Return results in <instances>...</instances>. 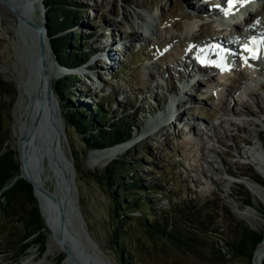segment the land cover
<instances>
[{
    "label": "rangeland",
    "instance_id": "rangeland-1",
    "mask_svg": "<svg viewBox=\"0 0 264 264\" xmlns=\"http://www.w3.org/2000/svg\"><path fill=\"white\" fill-rule=\"evenodd\" d=\"M76 1L81 7L80 12L74 27L66 31L78 30L86 46L85 50H92L89 58L77 69L81 73L84 69L88 70L84 72L86 76L92 75L93 72V80L89 81L94 87L89 86L86 76L82 78L81 75L75 85L74 99L77 102L85 101L90 108L97 100L105 101L104 109L108 117L128 115L137 126H145V122L152 121L157 114L159 118V113L165 109L169 96L173 97V90L180 84L177 73L185 76L189 72L188 77L194 75V62L190 67H185V63L192 62L190 45L183 39V32L173 25L175 21L180 24L188 21L187 18L181 17L180 13L192 12L190 4L194 0ZM175 2L180 4V9L174 8ZM7 7L0 3V122L7 134L5 146L14 149L17 155V118L28 103V95L22 90L19 80L26 78L28 70L24 61L16 55L18 19ZM169 9H172L171 16H168ZM149 11L157 13L158 17L162 13L160 19L166 17V20L161 21L158 26L156 22V28L149 37H140L135 32L136 23L140 21V17L145 18ZM35 13L39 22L45 21V15L38 11ZM260 17L264 19V14H260ZM195 21L202 23L200 32L203 34H199L200 36H205L208 30L213 32L208 19ZM257 23L263 25L259 21ZM127 37L131 41L141 39V46H138V42L130 43V48L123 54L121 62H115L113 58L111 63L100 55L105 48L111 50L113 56L116 54V45ZM164 52L166 57L160 60ZM107 63L113 65L105 69ZM149 67L154 76L148 73ZM209 67L210 65H207L204 71ZM236 67L237 71L215 70L213 74L209 73L210 76L199 75L198 84L186 87L174 104L176 111L180 110L181 114V118L177 117L175 120L176 123L165 121L164 124H159L156 131L149 129L145 132L135 128L130 139L117 143L127 145L126 149L102 167L95 166L97 163H93L89 155L94 149L86 145L84 135L73 123L66 120V109L62 103H58L68 148L77 166L76 181L80 208L86 228L96 246L95 250L84 248L83 258L87 264H120L121 260L114 247V233L125 232V226L130 220L123 219L121 223H117L111 198L112 191L104 178L105 168L112 162H115L118 170H122L124 181L135 178L144 186V198L151 203L145 208L150 216H160L161 210L167 209L170 203H175L177 208L183 209L190 200H211L218 209L214 224L215 228L218 227L217 233L197 227L193 221L186 222V230L195 244L190 245L191 248L183 247L187 245L159 234L150 237L133 220L126 243L137 263L253 262V257L248 262L247 259L229 252L227 242L231 234L232 218L242 220L258 232H264V190L263 193H254L247 185L249 180L258 182V179L264 182L257 170L258 164L254 161L257 159L256 155L264 150V67L258 73L256 68L248 65L236 64ZM68 72L69 70L65 71ZM108 72L113 74L109 80ZM168 73L170 76L166 79ZM99 74L103 77L102 82L97 78ZM59 77L51 78L52 86ZM80 91L83 94H80ZM85 94L88 95L86 98ZM233 111L237 115H233ZM221 117L228 118V122L219 124ZM185 118H193L197 124H208L204 133H211V137L205 139L204 147L195 144L194 137L187 134L188 123L184 121ZM254 121L257 122L256 126ZM214 133L216 136H213ZM189 136L192 142H189ZM50 186L53 187L51 183ZM136 194L143 195L141 192ZM248 199L250 205L246 204ZM226 210L232 215L227 214ZM180 213L182 214L177 218H186L184 211ZM132 214L139 216L140 212L135 211ZM5 227L9 228L8 233L3 232ZM21 230L16 222L10 220L4 223L0 219V264H21L27 256H33L39 264H45L46 260H52L55 264L58 257L64 258L63 252L45 256L50 246V231L47 227L44 249L35 244L30 246L23 256L17 258L13 238L9 235L19 234ZM216 249H221L223 256L218 255Z\"/></svg>",
    "mask_w": 264,
    "mask_h": 264
},
{
    "label": "trees",
    "instance_id": "trees-1",
    "mask_svg": "<svg viewBox=\"0 0 264 264\" xmlns=\"http://www.w3.org/2000/svg\"><path fill=\"white\" fill-rule=\"evenodd\" d=\"M43 3L46 7V26L55 59L63 66L77 67L92 53V50H85L86 46L78 30L66 31L74 27L81 7L76 0H43ZM79 80L78 74H64L57 79L52 88L58 103H62L66 109L64 115L66 120L73 123L84 135L86 145L91 149H97L130 139L134 129L138 130V126L132 123L128 115L108 117L104 109L105 101L97 100V103L90 108L85 101L77 102L74 99L75 85ZM80 94L83 93L80 91ZM6 139L7 134L0 122V219L4 223L14 221L22 228L19 234L9 235L13 238L16 257L20 258L32 245L39 244L41 249H44L46 225L31 183L22 177H16L20 170L19 161L16 151L5 146ZM121 173L122 170H118L115 162L108 164L104 171V178L112 191L111 198L117 223H121L123 219L130 220L125 226V232L114 233V247L121 256L120 264H139L131 256L126 243V238L130 235V223L133 220L150 237L159 234L187 245L183 246L186 248L195 245L186 230V222L193 221L197 227L218 232V227H214L218 209L213 201H198V203L190 200L185 204L184 210L177 208L175 203H170L167 209L161 210L160 216H150L145 209L151 203L144 198L146 197L144 186L135 178L124 181ZM257 181L264 185L261 180L257 179ZM138 192L144 196H137ZM246 204H251L249 199L246 200ZM135 211L140 212L139 216L132 214ZM181 211L186 213V218H177L182 214ZM225 212L232 215L228 210ZM230 228L228 251L250 262L257 246L264 239V232H258L242 220L234 218L231 219ZM3 232L8 233L9 228L5 227ZM193 247L198 248V246ZM216 253L220 256L224 254L221 249H216ZM62 259L58 257L55 264H65Z\"/></svg>",
    "mask_w": 264,
    "mask_h": 264
},
{
    "label": "water",
    "instance_id": "water-1",
    "mask_svg": "<svg viewBox=\"0 0 264 264\" xmlns=\"http://www.w3.org/2000/svg\"><path fill=\"white\" fill-rule=\"evenodd\" d=\"M3 2L12 9L18 19L16 55L24 61L28 70L24 82L26 90L24 92L28 95L27 105L32 106V112L29 113V116L23 119L21 123L17 121L18 132L22 129L25 130L23 136L27 156L25 163L18 159L19 167L22 171L25 165H29L30 158H33L32 156L36 153L48 156L56 185V192L51 193L52 206L48 208V216L44 213L40 199L36 195L34 183L22 173L17 174L16 177H22L31 183L44 222L47 221L52 224L57 237L65 246L66 258H70L73 264H77L75 259L77 251L80 255L78 257L84 260V248L95 250L96 246L86 228L83 212L80 208L76 181L77 166L68 148L61 115L57 110L55 120L50 112L49 99L50 97L54 98L55 95L48 77V61L44 42H46L51 57H54V54L46 26V7L44 3L41 4L40 12L45 15V21L39 22L24 14L13 0H3ZM21 22L24 26L20 30ZM53 59L54 64L62 71H67L65 66L59 64L55 58ZM56 227L59 230L56 231ZM74 249L77 251L75 252ZM66 258H63L62 262L69 264L65 260Z\"/></svg>",
    "mask_w": 264,
    "mask_h": 264
},
{
    "label": "bare ground",
    "instance_id": "bare-ground-1",
    "mask_svg": "<svg viewBox=\"0 0 264 264\" xmlns=\"http://www.w3.org/2000/svg\"><path fill=\"white\" fill-rule=\"evenodd\" d=\"M196 1L197 0L192 1L191 4L189 2V4L191 5L192 9H193V7H196V6H194L195 5L194 3H196ZM215 1L218 2V0H215ZM13 2L16 3L17 5H19L20 9L24 12V14H26L29 17H31L35 21H38V16H37V14L35 12L36 11H38V12L41 11L40 7H41V4L43 3V0H13ZM0 3L3 4L4 7L8 6L7 4H5L3 2V0H0ZM174 8L175 9H177V8L180 9V4L175 2ZM194 9H193L192 12H187V11L183 12L182 11L180 13V16L183 17V18H187L188 21L185 24H180L178 21H175L173 23L175 28H177L179 31H182V32L185 33V32L190 31V30L193 31L194 27L199 26L200 25L199 22L195 21L196 19H193V18H196L197 16L204 15L205 14V13L203 14L204 7L200 5V7L198 9H196V10H194ZM255 10H257V9L255 8ZM168 11H169L168 16H171L172 15V9H169ZM262 12L264 13V7L261 10H259V11L257 10L258 15L260 13H262ZM253 17H254V13L251 12L250 15L247 18H245L243 21L239 19L238 20L239 23L235 24V27H236L235 29H236L237 33H239V34L243 33L242 32V27H241V25H242V26L250 27L249 30H250L251 33H253L255 35L258 34V35H262L263 36L264 35L263 26H256V25L251 26L253 24V22H252L253 21ZM145 19H149L150 21H148L145 24L144 23V21H146ZM261 19L262 18H259V21L261 23H263V19L262 20ZM165 20H166V17H163L162 19H159V23L161 21L164 22ZM240 23H241V25H240ZM156 24L157 23L155 21V18L153 16H150L149 14L147 15L146 18H141L140 17V21H137V23H136L135 32H136V34L138 36L145 38V37H147L146 34L149 31H151V33L154 31V29L156 28ZM23 26H24V24L21 22L20 25H19L20 30L22 29ZM205 34H208V37H209V39H207V40H206V38H203L204 43L206 45H207V43L210 44L211 41L216 39V38H214V34H215L214 30H213V32H210V30H208ZM192 38H193V42L198 43L199 40L196 38L195 34L192 35ZM184 40L187 41L186 38H184ZM44 41H46L45 38H44ZM233 42L237 46V43H235V40H233ZM44 44H45L44 50H45V54L47 56V61H48V77H49V80L51 82V78L52 77H59L62 74H64L65 72L62 71V69H60L56 64H54V62H53V60H54L53 58L54 57H51L50 51H49L48 47L46 46V42H44ZM102 51L103 52L100 55L106 61H110L111 63H113V56L111 55V53H112L111 50H108V49L104 48ZM215 53H216V51H214L213 49L208 47V49L206 51L207 56H209L210 54H215ZM260 57H261V52L259 54H257V55L253 54L252 56H248L247 59L250 62H252L254 60H259ZM206 62H209V60H206L203 63H201L200 60H199V63H201L202 65H205V66L208 65ZM197 65H198V68H199L200 66H199L198 63H197ZM261 68H263V67L262 66H258V69H261ZM201 71H204V70L199 68V72H201ZM242 78H244V76ZM88 80L92 81L93 79H91V77H88ZM19 82H20V86H21L22 90L26 91L25 88H24L25 78L20 79ZM44 89H45V85H44ZM174 101L175 100L172 99L173 105L176 104V101L175 102ZM49 104H50L49 107H50V112L52 114V117L56 120L57 110H59L60 115H61V112H60V106L58 105V102H57L55 96H54V98L50 97ZM31 112H32V106L30 104H28L26 109H25V112H21L20 113V117L17 118V121L21 123L23 121V119L27 118L29 116V113H31ZM232 114L233 115H237V113L234 112V111L232 112ZM230 120H231V118L229 119V121ZM221 122L222 123L228 122V118L221 117V120L219 121V124ZM254 122H255V126H256L257 122L256 121H254ZM29 125H30V123H29ZM207 126H208V124H207ZM142 128L145 131V126H143ZM24 133H25V130L22 129V131L19 132L20 137L18 135L19 139H18V142H17V152H18L17 155H18V159L25 163L27 156H26V151L24 149L25 148L24 147V136H23ZM213 136H216V134L214 133ZM207 138H209V137H207ZM189 142H192L191 137L189 139ZM126 147H127V145H125V144H117V145L115 144V145H112V146H106V147H102V148H97V149L91 150L89 152V155H90L91 159L93 160V163H95V162L97 163V165H95L96 164L95 163V164H93V166L94 165L95 166H99V167L104 166L109 161H111L113 158H115V156H117L120 153H122L126 149ZM203 147H204V145H203ZM262 148H263V146H262ZM263 151L264 150H261L260 153H258L256 155L257 159L254 160V161H256V164H258L257 170L259 171L261 176L264 178V153H263ZM32 157L33 158H30V162L28 163L29 165L26 166L24 164L25 167H23L22 171L19 170V173H22L23 175L28 177L34 183L36 195L40 199L41 206L43 208L44 213L46 214V216H48V208H50L52 206L51 193L56 192L54 173H53V170L51 169V165L49 163L47 155H43V154L39 155V154L36 153ZM47 183H49V184H47ZM50 183L53 185V187L50 186ZM247 185H248V188L250 189V191H253L254 193H263L264 186H262L258 182L249 180L247 182ZM45 224H46V227L50 231L48 233V239H49V242H50V246H49L48 250L45 252V256L47 257L50 253H54V252H58V253L63 252L65 254L64 258H66L65 246L61 243V241L57 237V234L55 233V230H53V228H52V224L50 222H47V221H45ZM57 230H59L58 227H56V231ZM74 250H75V252L77 251L76 249H74ZM76 254L77 255L75 256V259H76L77 264H87L84 260H82L80 257H78V256H80L79 255V251H77ZM65 260L69 264H73L72 261L70 260V258H66ZM21 264H39V262H36L34 260L33 256H27L24 260L21 261ZM45 264H53V261L52 260H46ZM251 264H264V241L261 242L258 245V247L256 248L254 256H253V262Z\"/></svg>",
    "mask_w": 264,
    "mask_h": 264
},
{
    "label": "snow or ice",
    "instance_id": "snow-or-ice-1",
    "mask_svg": "<svg viewBox=\"0 0 264 264\" xmlns=\"http://www.w3.org/2000/svg\"><path fill=\"white\" fill-rule=\"evenodd\" d=\"M235 0H227V3L229 4V6H232L234 4ZM225 14H228V11L226 10ZM250 51V49H247Z\"/></svg>",
    "mask_w": 264,
    "mask_h": 264
}]
</instances>
